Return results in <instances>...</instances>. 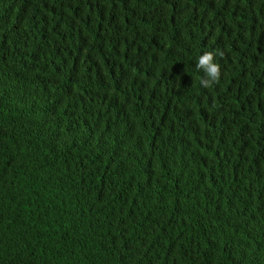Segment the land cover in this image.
<instances>
[{
	"label": "trees",
	"instance_id": "trees-1",
	"mask_svg": "<svg viewBox=\"0 0 264 264\" xmlns=\"http://www.w3.org/2000/svg\"><path fill=\"white\" fill-rule=\"evenodd\" d=\"M0 264H264V0H0Z\"/></svg>",
	"mask_w": 264,
	"mask_h": 264
},
{
	"label": "clouds",
	"instance_id": "clouds-1",
	"mask_svg": "<svg viewBox=\"0 0 264 264\" xmlns=\"http://www.w3.org/2000/svg\"><path fill=\"white\" fill-rule=\"evenodd\" d=\"M216 53L205 52L199 55L197 59V68L203 69L207 80H202L206 86H211L213 82L219 81L220 78V65L215 59Z\"/></svg>",
	"mask_w": 264,
	"mask_h": 264
}]
</instances>
